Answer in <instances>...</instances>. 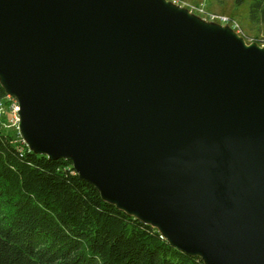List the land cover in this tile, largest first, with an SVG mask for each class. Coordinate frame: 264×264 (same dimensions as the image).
I'll return each mask as SVG.
<instances>
[{"label":"water","instance_id":"1","mask_svg":"<svg viewBox=\"0 0 264 264\" xmlns=\"http://www.w3.org/2000/svg\"><path fill=\"white\" fill-rule=\"evenodd\" d=\"M27 147L204 264H264V46L171 0H0Z\"/></svg>","mask_w":264,"mask_h":264},{"label":"trees","instance_id":"2","mask_svg":"<svg viewBox=\"0 0 264 264\" xmlns=\"http://www.w3.org/2000/svg\"><path fill=\"white\" fill-rule=\"evenodd\" d=\"M247 17L264 22V0H249ZM0 264L204 263L102 199L67 157L35 153L0 130Z\"/></svg>","mask_w":264,"mask_h":264},{"label":"rangeland","instance_id":"3","mask_svg":"<svg viewBox=\"0 0 264 264\" xmlns=\"http://www.w3.org/2000/svg\"><path fill=\"white\" fill-rule=\"evenodd\" d=\"M173 2L195 14H197V7L202 6L208 12L231 16L238 24L237 31L233 30L241 35L246 43L255 42L264 46V22L251 21L247 17L249 0H244L240 4H235L233 0H175ZM197 15L205 19L204 16ZM1 103L0 130L12 134L25 143L18 129V116L14 109L17 105L15 98L7 94L1 99Z\"/></svg>","mask_w":264,"mask_h":264},{"label":"built area","instance_id":"4","mask_svg":"<svg viewBox=\"0 0 264 264\" xmlns=\"http://www.w3.org/2000/svg\"><path fill=\"white\" fill-rule=\"evenodd\" d=\"M173 1H175V0H173ZM196 13L204 16V18L206 20L215 21V22H218L221 24H227L228 26H230L235 31H237V29H238L237 22L231 16H226V15H222V14H218V13H214V12H208L205 9H203L202 6L197 7ZM1 106H2V103L0 100V109H1ZM14 109L17 111V105L14 107Z\"/></svg>","mask_w":264,"mask_h":264}]
</instances>
